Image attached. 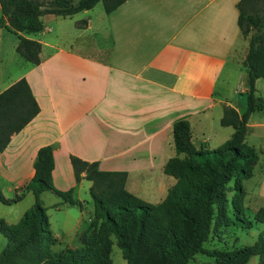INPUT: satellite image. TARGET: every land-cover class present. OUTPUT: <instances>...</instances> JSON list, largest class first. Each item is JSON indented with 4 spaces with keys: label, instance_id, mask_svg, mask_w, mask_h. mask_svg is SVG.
<instances>
[{
    "label": "crops",
    "instance_id": "0c3cea01",
    "mask_svg": "<svg viewBox=\"0 0 264 264\" xmlns=\"http://www.w3.org/2000/svg\"><path fill=\"white\" fill-rule=\"evenodd\" d=\"M236 2L124 0L108 13L93 11L96 2L69 16L42 14L40 30L22 33L40 43L38 62H21L0 85L1 91L24 77L38 105L0 150V192L19 196L0 202V218L15 223L32 203L33 195L22 187L42 145L52 150L53 187L71 189L75 201H62L52 190L39 194L55 239L51 251L79 248L80 235L91 231L90 181L84 172L75 180L70 156L95 161L102 170L125 171L127 191L147 203L160 201L174 182L162 171L173 153L172 122L186 119L193 145L213 148L232 132L219 122L223 107L238 113L245 107L240 94L247 40L236 23ZM3 36L14 50L17 36L0 27ZM254 87L264 103V77ZM244 141L258 152L248 180L257 173L256 178L242 181L243 208L249 204L254 212L264 206V106L248 116ZM248 260L258 264L256 255Z\"/></svg>",
    "mask_w": 264,
    "mask_h": 264
},
{
    "label": "trees",
    "instance_id": "16d2710c",
    "mask_svg": "<svg viewBox=\"0 0 264 264\" xmlns=\"http://www.w3.org/2000/svg\"><path fill=\"white\" fill-rule=\"evenodd\" d=\"M97 1L108 13L124 0H0V27L17 36L15 52L35 64L40 43L22 33L40 30L42 14L69 16L91 8ZM235 6L239 32L247 40L241 61L245 68V107L240 113L230 106L223 107L219 122L232 127L229 137L213 148L195 147L188 121L174 120L170 131L173 153L162 165L163 173L172 176L174 182L167 187L164 197L153 204L126 190L125 171L102 170L95 161L70 156L75 180L84 172L90 181L93 219L90 233L80 235L81 247H66L57 252L49 249L55 239L39 194L52 190L62 201H75L71 189L53 187L50 145L38 147L33 174L22 187L33 195L32 203L15 223L0 218V234L5 238L0 264H112V237L126 264H187L201 251L212 257L213 264H246L251 255L257 256L258 264H264V206L258 207L249 219L244 216L242 205V180L252 175L258 159L257 150L244 141L246 121L251 112L264 106L254 87L255 79L264 77V0H237ZM84 23L82 19L76 24L80 27ZM37 111V102L24 77L0 91V150L10 134ZM227 191L232 192L230 196ZM18 197L5 198L0 192L2 203ZM228 212L245 228L251 227L252 221L262 223L263 228L250 243L230 249H204L202 243L217 222L227 218Z\"/></svg>",
    "mask_w": 264,
    "mask_h": 264
},
{
    "label": "rangeland",
    "instance_id": "374dc122",
    "mask_svg": "<svg viewBox=\"0 0 264 264\" xmlns=\"http://www.w3.org/2000/svg\"><path fill=\"white\" fill-rule=\"evenodd\" d=\"M93 8H102V4L100 1H97L96 5ZM10 38L9 36H3L0 40L1 44V54L2 60L0 62V85L3 84L4 80H6L9 74H13L19 68V64L21 62H25L21 56H19L13 49H10ZM27 62V61H26ZM242 100L244 101V95L240 94ZM257 115V114H254ZM256 172V171H255ZM256 175H253L254 181ZM249 178H252L249 177ZM249 178H246L248 180ZM244 180V179H243ZM242 180V181H243ZM251 182L250 180H248ZM232 180H229L227 184L230 186ZM245 183V180H244ZM230 191H227V195H229ZM243 214L245 217L251 219L253 211L250 209L249 204L244 203ZM228 216L226 219L219 220L213 230L209 233L207 239L202 243V247L204 249L211 248H224L230 249L234 246L240 244H246L253 241L256 235L263 228L262 223L252 221L251 227L245 228L242 224L236 220L230 212H228ZM0 239L3 241V236L0 234ZM112 244L110 248V258L112 264H126L124 258L121 256L120 249L116 246L114 242V238L112 237ZM2 249V245H0V250ZM187 264H213V259L206 252L201 251L197 252L193 255V258L188 261ZM246 264H254L252 260H248Z\"/></svg>",
    "mask_w": 264,
    "mask_h": 264
}]
</instances>
